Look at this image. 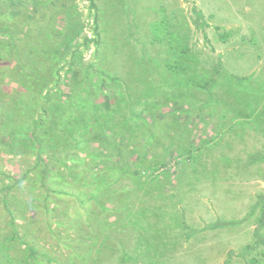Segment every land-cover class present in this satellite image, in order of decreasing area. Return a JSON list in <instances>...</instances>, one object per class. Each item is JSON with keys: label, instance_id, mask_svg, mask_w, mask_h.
Instances as JSON below:
<instances>
[{"label": "rangeland", "instance_id": "rangeland-1", "mask_svg": "<svg viewBox=\"0 0 264 264\" xmlns=\"http://www.w3.org/2000/svg\"><path fill=\"white\" fill-rule=\"evenodd\" d=\"M3 15L0 41L9 39L19 55L10 66L28 70L35 52L42 63V45H66L51 97L60 99L65 85L75 89L67 91L70 104L79 92L108 96L115 118L129 120L116 129H125L126 151L140 149L148 166L156 142L161 152L181 140L195 147L214 138L210 150L195 152L199 166L182 161L187 168L172 169L168 161L172 177L160 189L145 184L151 175L140 162L118 182L111 166L95 179L92 135L86 155L66 151L56 161H67L64 175L76 170L66 188L55 170L51 183L33 171L36 151L20 155L23 146L1 144L0 198L14 185L16 214L30 202L28 182L35 183L38 230L31 241L39 254L62 264L87 254L98 264H264V0H0ZM6 73L3 95H17L22 73ZM126 100L135 107L124 110ZM141 110L149 116L135 119ZM229 129L231 138L217 140ZM20 214L17 225L27 217ZM224 222L237 224L218 226Z\"/></svg>", "mask_w": 264, "mask_h": 264}, {"label": "trees", "instance_id": "trees-1", "mask_svg": "<svg viewBox=\"0 0 264 264\" xmlns=\"http://www.w3.org/2000/svg\"><path fill=\"white\" fill-rule=\"evenodd\" d=\"M8 1L10 5H12L13 2H16L17 0ZM4 17L5 15L0 17V22L4 20ZM6 18L8 19V17ZM8 20H10V18ZM6 30L9 33L12 32L10 27H6ZM10 44L9 39H5L3 42L0 41V145L13 143L15 148L18 147L17 145L23 146V151H20V155H23L25 152L30 153V151H36L35 166L37 167L33 169V171L37 170L40 178L41 176L43 177L44 183L47 181L50 183L53 182V176L51 178H49V176L52 170H55V174L61 176L62 179L65 180L64 188L70 186L69 182L74 181L73 172L76 171L75 168L70 169L68 173L64 175L63 168L66 166L67 161H61V163L58 164H56V161L60 162L62 153L66 151L70 153L74 150V152L76 151L85 154V150L90 147V135L94 136L93 142H96L93 148V153L88 155L91 161V169L93 166L96 170L94 172L98 174L95 179H99L100 175L104 178V175L100 173L109 171L112 167L115 169V173L109 175L116 180L115 182H118L124 175L126 176L130 174L132 163L133 165H136L134 164L135 162H137V164L140 162L137 167L143 172L149 171L148 173L151 175V177L145 182L147 186H150V189H160L162 186L166 185V181L172 177L171 174H166L168 173L167 171H170L171 165L172 169L177 167H182L183 169L185 167L187 168L188 166L186 165L182 166L183 163L181 162L183 161L187 162L190 167H193L195 164L199 166L201 164V157H196V163H193L195 160V152H203L205 148L210 150V145L213 143L214 138L195 147L193 144L185 145L183 140L179 143L176 141L178 144L177 149H173L172 144L168 148H162L165 151L162 150L161 152L158 150L160 145H162L159 141L156 142L154 145L155 147L152 148L151 152L155 151V153L151 154L152 161L150 166H148L149 160L147 159L149 158H147V156L142 157L140 149L137 151H131V153H128L130 148L126 151L124 142H127L128 139H126L123 134L125 129H122L120 132L116 129L120 127V124L129 120L124 117L118 119L115 118V112L113 113V110H111V105L114 101H110L108 96H105L99 101L97 97H93L95 100H92L89 93L82 94L79 92L78 94L76 92V96H78L76 97L77 102L70 104L72 95L66 96L69 93L67 91H75V89L69 85H65L60 99H57V97H51L54 93L53 88H56L60 84V80L57 77V68L59 65L67 63L66 55L68 49L66 45H42L44 47L40 58L42 63L39 64L33 59L38 57V53L35 52L31 56V60H29V69L26 70L24 66L22 67L18 65L16 68L10 66L14 62V57L19 56L18 50L16 53L13 52V49L15 48H12ZM8 52H11V54L6 57L8 60L4 62L5 55ZM3 66L8 67L6 71L10 73H22L21 76H23V79L19 83L22 89L17 95L4 97L2 93V88L5 86V81H3L5 75L3 74H6V77H8V74L2 68ZM176 68L180 69V67ZM23 72L28 73L24 74ZM209 85L210 84L206 86L208 87ZM207 87L196 86L200 91ZM211 87L212 85L210 88ZM155 105H157V103H155ZM211 105L212 104H209L208 107H211ZM125 106L124 110L133 105L127 101ZM6 107L10 113L9 118L3 113L5 111L7 112ZM102 107L109 112L103 113V109H101ZM146 112L149 111H138L134 116L135 119L145 118ZM122 115L125 116L124 114ZM146 116L148 117L149 115L146 113ZM235 118L236 120L234 121H238L236 116ZM216 135L218 136L217 140H221L227 135L228 138L233 136V134H230V129L227 133L220 132L216 133ZM132 139L133 138H131V141ZM182 143H184V146L181 145ZM180 147H182V149H180ZM184 149L185 151H182ZM70 155L80 156L79 154L72 153H70ZM80 160L81 159H79V162ZM154 160L158 161L154 162ZM168 161L172 162L170 166ZM108 164L110 165L106 168L103 167V165ZM122 164L124 165V168L117 170L118 167H122ZM168 166L169 170H167ZM100 169L105 170L102 171ZM161 170H163L162 172L164 173H162ZM9 176L10 175H8V177ZM26 178L27 177L23 176L16 181V184H21ZM175 183H177V181L174 179L171 183L172 186ZM28 186L31 189L30 194L32 195L29 199L30 202L27 207L24 205L20 206L18 208V214L12 209L15 205L11 200H14L15 198H10V191L12 192V190H14V185L5 186V195H3L2 199L0 198V209L3 208L6 214H0V264H62L58 263L57 260L49 254H39L33 246L34 241H31V239L36 238L34 234L38 230L35 224V222H37L35 206L37 207L38 195H36L33 190L35 187L34 182L33 184L32 182H28ZM50 190L60 194L65 193L64 191L53 190V188ZM140 190L143 191L144 187L141 186ZM145 192H141V194ZM35 197L37 198V202ZM48 198L49 197L47 196L44 200L47 201ZM92 198H95V196L92 195ZM141 200L140 197L138 201L140 202ZM17 202H19V205L21 201ZM45 206L47 209L49 208L48 204H45ZM23 210L27 219L25 218L21 225H17L16 222L19 221L17 216L21 217L20 213ZM55 211V209H51L49 212L47 210V213L50 214ZM236 224L237 222H224L220 223L218 226L226 227L228 225L233 226ZM211 226L212 225H210L208 229H214L215 226ZM148 234L150 236L153 235L152 232H149ZM149 239H151V237ZM19 243L23 245L25 250H18L17 246ZM88 256L89 254H87V257L72 258L71 262H76V264H86L85 262L98 264L97 259H93L89 262L87 260Z\"/></svg>", "mask_w": 264, "mask_h": 264}]
</instances>
